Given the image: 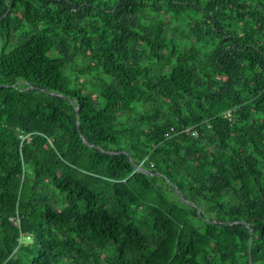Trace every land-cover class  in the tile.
I'll use <instances>...</instances> for the list:
<instances>
[{
  "label": "trees",
  "instance_id": "1",
  "mask_svg": "<svg viewBox=\"0 0 264 264\" xmlns=\"http://www.w3.org/2000/svg\"><path fill=\"white\" fill-rule=\"evenodd\" d=\"M0 264H264V0H0Z\"/></svg>",
  "mask_w": 264,
  "mask_h": 264
},
{
  "label": "water",
  "instance_id": "2",
  "mask_svg": "<svg viewBox=\"0 0 264 264\" xmlns=\"http://www.w3.org/2000/svg\"><path fill=\"white\" fill-rule=\"evenodd\" d=\"M83 140H84V138H83ZM84 141H86V140H84ZM177 193L179 196H181V193L178 190H177ZM197 210H199V209H197Z\"/></svg>",
  "mask_w": 264,
  "mask_h": 264
},
{
  "label": "built area",
  "instance_id": "3",
  "mask_svg": "<svg viewBox=\"0 0 264 264\" xmlns=\"http://www.w3.org/2000/svg\"><path fill=\"white\" fill-rule=\"evenodd\" d=\"M187 130H188V128H187ZM165 134H166V136L169 135V133H165Z\"/></svg>",
  "mask_w": 264,
  "mask_h": 264
}]
</instances>
